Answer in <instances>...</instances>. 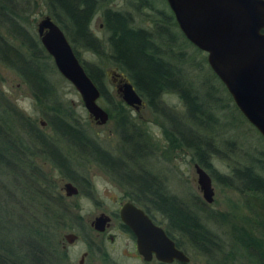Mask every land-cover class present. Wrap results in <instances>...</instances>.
Returning <instances> with one entry per match:
<instances>
[{"label":"trees","instance_id":"16d2710c","mask_svg":"<svg viewBox=\"0 0 264 264\" xmlns=\"http://www.w3.org/2000/svg\"><path fill=\"white\" fill-rule=\"evenodd\" d=\"M31 1L34 7L38 3L44 5L47 15L64 31L78 58V50L84 49L101 60L99 64H88L79 58L88 76L100 89V98L106 99L112 106L116 101L120 106L119 110L116 109L120 116L118 127L122 140L119 156L101 149L83 127L67 118V112L49 79V73L59 72L41 45L34 27L28 24L27 17L33 10H26ZM111 1L0 0V64L17 74L27 85L36 104L43 106L46 125L54 133L49 136L44 134L36 119L11 104H5L3 111L7 119L0 117V264H43L48 250L54 251L57 233L65 228L67 211L63 208L72 204L66 202L57 183L36 163L35 158L40 155L47 157L62 178L76 182L74 160L71 161L64 153L63 147L72 150L74 159L91 162H96V158L103 160L102 167L114 175L132 179L137 191L149 190L157 195L165 207L164 214L170 228H179L190 237V231L196 229L195 247L206 252L207 241H200L206 238V234L197 215L171 195L164 193L162 196L152 179L145 176V171L135 170L129 162H125H134L144 156V144L134 135V125L127 120L122 101L113 99L106 89L104 65L127 75L151 111L163 116V133L170 141L169 146L172 149L179 146L192 148L197 156L196 162L205 168L211 167L201 148L205 139L192 129L195 127L199 132L216 124L210 107L214 97L210 90L209 95L199 96L181 77L182 66H178V63L182 65L184 45L192 44L180 30L178 34L170 30V24L177 26L171 11L156 8L150 0H127L126 9H112L109 6ZM148 8L153 9L152 28L135 26L134 12L140 13V10ZM97 13H100L106 31L105 41L99 40L91 30ZM165 36L169 37L166 44L163 42ZM173 44L175 47L178 45L181 52L172 53L170 47ZM172 56L176 62L171 60ZM211 73L220 82L212 70ZM166 93L178 95L184 107V117L164 107L162 96ZM21 132L25 137L21 136ZM204 143L210 147V141ZM209 150L215 152L211 147ZM261 157H253L250 165L233 168L232 175L240 182L238 190L246 195V206L264 228V215L253 204L257 198L264 200V162ZM217 180L231 185L226 176H217ZM240 241L248 249L258 247L255 252L251 250V254L260 264H264V254L253 238L244 233Z\"/></svg>","mask_w":264,"mask_h":264},{"label":"rangeland","instance_id":"374dc122","mask_svg":"<svg viewBox=\"0 0 264 264\" xmlns=\"http://www.w3.org/2000/svg\"><path fill=\"white\" fill-rule=\"evenodd\" d=\"M150 1L156 8L170 11L163 0ZM126 3L127 0H113L109 6L112 9H126ZM34 6L31 1L27 4L26 11L33 10L27 19L29 27L33 26V30L36 32V23L42 16L47 15V12L41 3L36 4V7ZM152 12L153 9L149 8L140 10V13L134 12L132 16L133 24L137 27L151 29L153 26L151 22ZM169 26L171 31L179 33L177 26L171 24ZM91 30L99 40L105 41L106 31L104 30L100 13L94 16ZM168 38V36L164 37L163 42L165 44L168 42ZM179 42H181V38L177 40L178 44ZM170 48L173 50L172 53L181 52L178 45L175 47L173 44ZM78 51L79 58L82 61L88 64L101 63L98 56H95L92 52L84 49H79ZM183 52L182 65L178 63V66H182L181 77H183V80L189 83L199 96L209 95L211 91L214 97V99L212 98L213 101H210V107L216 124H211L207 130L200 129L199 132L195 127L192 129V132L199 133L204 137V142L210 141V147L215 150V152L209 150L210 147L206 146L202 141L201 148L207 155L211 167L205 168L200 166L206 170L212 179L214 190L213 201L211 203L205 202L199 189L197 173L194 167L198 163L196 162L197 156L194 150L185 146H179L176 149H172L169 146L170 141H168L163 133V116L153 113L146 101L139 111H135L132 107L121 102L126 110L127 120L134 125V135L144 144L142 149L144 156L139 157L140 159L138 158L139 160L137 161L127 160V162L132 165L131 168L135 167L136 170L137 168H141L145 172L150 171L158 176L163 187L170 194L186 202V205H191L190 207L195 211L203 226L209 229L215 236L213 244H206V252L188 243H182L184 251L190 257L188 264H260L259 260L255 259L251 254V250L255 252L258 247H250L251 249L244 247V244L240 241V236L247 233L258 243L259 249L264 254V228L260 226L256 216L246 206V195L238 190L237 185L240 182L233 177L232 169L250 165V162L254 161L253 157L259 158L262 156L263 158H261L264 162V141L237 107L233 109L235 104L225 87L212 77L211 69L208 63H206V53L196 50L194 46L188 44L184 45ZM186 59L190 61H186ZM171 60L176 62L174 56H172ZM104 71L106 89L110 95L114 96L113 99H120L117 95L116 84L113 81L114 68L105 64ZM49 79L56 91L57 97L67 112V118L71 122L83 127L101 149L108 151L113 156H119L122 151L120 148L122 140L118 127L120 116L118 111L116 112V109L119 110L120 108L119 104L113 101L112 106L106 99L99 98L98 104L109 113V119L104 125H98L84 108L77 90L66 79L57 72L49 73ZM0 97L3 98L0 102L4 104L0 103L1 119H7L3 109L5 104H11L25 115L34 120L36 119L39 125H41V122H44V127L40 126L44 134L48 136L54 135L51 128L46 125L43 106L36 104L30 93V89L19 76L1 64ZM162 104L164 107L171 109L173 114L184 117V107L177 94H164L162 96ZM112 108L113 110L111 111ZM21 136L25 137V134L21 132ZM26 139L28 138L26 137ZM63 150L71 158V161L74 160L75 176L77 178V181L74 183L80 188V192L76 196L67 197L65 195L62 184L64 181H68V179L62 178L50 159L40 155L35 158V161L57 183L58 189L66 197V202L71 203L72 207L77 208L85 221L90 220L97 214L100 208L114 205L116 204L115 199L118 200L124 196L125 187L120 186L96 162L81 158L74 159L75 155L73 157L74 153L71 149L63 147ZM261 152L263 155L260 154ZM217 176L228 177L231 185H226L217 180ZM118 178L120 177L118 176ZM87 190L94 191L92 197H85L86 193L84 194V192ZM262 203H264V200L260 198L253 200L254 206L259 208L260 213L264 215V204ZM10 229L16 231L14 227ZM65 230H60L61 232L57 233L56 242L58 239H61V235ZM111 233L116 234V231H112ZM6 237L11 238L9 234H6ZM105 245L109 258L116 264H143L136 259L127 257L133 254V248L126 236L117 234L113 243L106 241ZM56 246L59 249L60 245L56 244ZM48 253L49 260L56 262V257L59 256V253L55 251H49ZM104 256H97L96 259L102 260V264H110V261L105 260Z\"/></svg>","mask_w":264,"mask_h":264},{"label":"water","instance_id":"95a60500","mask_svg":"<svg viewBox=\"0 0 264 264\" xmlns=\"http://www.w3.org/2000/svg\"><path fill=\"white\" fill-rule=\"evenodd\" d=\"M166 1L184 37L206 53L209 67L236 107L264 138V0ZM36 33L59 74L79 93L89 116L97 124H105L109 115L98 104L100 89L86 73L64 31L44 15L36 23ZM113 74L119 78L122 101L138 111L143 102L132 82L124 74ZM194 167L202 197L211 203L212 179L200 165ZM62 188L67 197L78 194L71 181L64 182ZM120 216L134 232L138 251L146 260L153 254L163 262L189 260L165 231L133 204L125 203ZM106 221L102 215L96 218V228L102 230ZM71 238L67 235L68 240Z\"/></svg>","mask_w":264,"mask_h":264},{"label":"flooded vegetation","instance_id":"af4514ba","mask_svg":"<svg viewBox=\"0 0 264 264\" xmlns=\"http://www.w3.org/2000/svg\"><path fill=\"white\" fill-rule=\"evenodd\" d=\"M164 1L166 2L167 6H168L167 1L163 0V2ZM171 13H172V11H171ZM172 15H173V13H172ZM173 17H174V15H173ZM174 20H175V18H174ZM177 27H178V25H177ZM195 48H197V47H195ZM198 50H200V49H198ZM114 70L115 71L113 73L124 74L122 72H117L116 68H114ZM113 81L116 84L117 95L120 97V95L118 93V86L120 85L119 78L114 75ZM141 98H142V102H143L141 107H143L145 104V100L142 96H141ZM120 100L122 101L121 98H120ZM129 107H132V106H129ZM108 115H109V113H108ZM98 125H100V124H98ZM42 127H44V126H42ZM259 135L264 141V138L262 137V135L260 133H259ZM96 145H98L97 142H96ZM102 161L103 160L96 158L97 165L101 166V168H103L107 173H109L110 177L112 179H114L120 186L122 185L125 187L126 190H124V193H123L124 196L120 197V199H118V200L115 199L116 204L108 205L102 209L100 208L98 213L95 214L88 221L84 220L82 214H80L81 212L77 208L72 207V206H65L63 209H65L67 211V213L64 217V220H65L64 221V227H65L64 229H66V230L62 233L61 239H58L57 242L55 243V249H54L55 252L59 253V256L56 257V262H52L51 260H49V257H48L49 251H48L47 252L48 256L44 258L43 264H102V260L96 259L97 256L99 257L100 255H105L104 256L105 260H107L108 262L110 261V264H116L115 262H113L111 260V258H109V254L107 252V248H106L105 243H106V241L108 243H113L115 241V237L117 236V234L126 236L132 245L133 254L128 255L127 256L128 258L136 259L137 261H140L143 264H188L190 261V257L184 251L182 243L185 242V243H188L191 246L195 247V243H197L196 229H192V231H190V232H192L191 237L188 236L187 234H185L184 232H182L179 228H176V230H172L170 228V226L168 225L167 218L164 214L165 207H164V205H162L163 203L157 197V195L152 194V192L149 190H147V191L145 190L144 192L137 191L135 188V185L133 184V181H131L132 179H127V178L123 177L122 175H118L120 178H118V176L116 177V175L109 172V170L107 168L102 167L103 166L101 163ZM125 162H127V161H125ZM125 165H127V164H125ZM133 169L136 170L135 167ZM137 169H141V168H137ZM145 176L150 177L152 179L153 183H155L154 184L155 188L157 190H159V192L162 196L165 195L164 193H167V194L171 195V197L175 201L184 203L186 205V202L182 201L177 196L170 194L163 187V184L161 183L158 176L151 173L150 171H146ZM64 182H66V181H64ZM72 183L74 185H76L74 182H72ZM76 187L78 188V193H79L80 188L78 185H76ZM93 192H94L93 190L85 191L84 192V194L86 193L85 197H92ZM74 196H76V195H74ZM127 202L133 204L136 208H139L140 210H142L144 212V214H146L149 217V219L155 225L160 226L165 231L166 235L171 240L174 241L175 247L178 248L179 250H181L185 255H187L189 260L187 262H183V261H179V260L175 259L172 262H163V261L158 260L154 254L152 255L150 260H146L138 251L136 236H135L134 232L130 229V227H128L122 221L121 216H120V211H121L123 205ZM190 206L191 205L188 206V209L190 211H192L193 214H196L195 211ZM70 211H72L73 213L71 214ZM101 215L104 218L107 217V221L104 224H102L103 229L99 230L96 228L95 222H96V218L101 217ZM260 226H262V225H260ZM204 230H205L206 238H201L200 241L201 242L204 241L205 243L207 241V243H206L207 245L213 244V242L215 240V236L213 235V233L209 229L204 227ZM112 231H116V234L111 233ZM67 235H72V238L70 240H68ZM96 237H97V240H96ZM77 243H79V244L76 245ZM56 244L60 245L59 249L56 248L57 247ZM209 252H210V249H209ZM105 260H103V261H105Z\"/></svg>","mask_w":264,"mask_h":264}]
</instances>
